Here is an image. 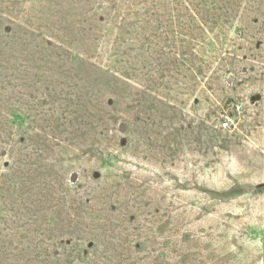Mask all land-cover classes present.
I'll list each match as a JSON object with an SVG mask.
<instances>
[{
  "label": "rangeland",
  "instance_id": "obj_1",
  "mask_svg": "<svg viewBox=\"0 0 264 264\" xmlns=\"http://www.w3.org/2000/svg\"><path fill=\"white\" fill-rule=\"evenodd\" d=\"M263 182L264 0H0V264H264Z\"/></svg>",
  "mask_w": 264,
  "mask_h": 264
},
{
  "label": "built area",
  "instance_id": "obj_2",
  "mask_svg": "<svg viewBox=\"0 0 264 264\" xmlns=\"http://www.w3.org/2000/svg\"><path fill=\"white\" fill-rule=\"evenodd\" d=\"M229 122L230 119L228 116L223 117V119L220 121V128L223 130L230 128Z\"/></svg>",
  "mask_w": 264,
  "mask_h": 264
},
{
  "label": "trees",
  "instance_id": "obj_3",
  "mask_svg": "<svg viewBox=\"0 0 264 264\" xmlns=\"http://www.w3.org/2000/svg\"><path fill=\"white\" fill-rule=\"evenodd\" d=\"M263 191H264V189H263ZM242 191H239V192H233V191H229V192H226V193H224V199L226 198H232V197H235V196H237V195H239L240 193H241Z\"/></svg>",
  "mask_w": 264,
  "mask_h": 264
},
{
  "label": "water",
  "instance_id": "obj_4",
  "mask_svg": "<svg viewBox=\"0 0 264 264\" xmlns=\"http://www.w3.org/2000/svg\"><path fill=\"white\" fill-rule=\"evenodd\" d=\"M258 187H264V182L257 185Z\"/></svg>",
  "mask_w": 264,
  "mask_h": 264
}]
</instances>
